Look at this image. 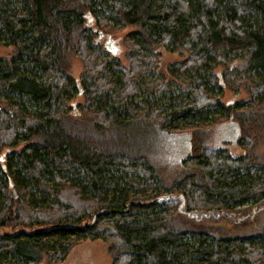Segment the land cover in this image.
<instances>
[{"label": "trees", "instance_id": "obj_1", "mask_svg": "<svg viewBox=\"0 0 264 264\" xmlns=\"http://www.w3.org/2000/svg\"><path fill=\"white\" fill-rule=\"evenodd\" d=\"M122 27L136 29L128 66L94 64V33ZM0 42L14 47L0 59V264L64 261L82 240L107 244L110 264H264V228L216 237L173 221L179 205L220 212L264 201V0H0ZM163 52L180 60L154 72L136 101L137 77ZM241 54L251 78L237 85L250 99L223 104L212 70ZM76 57L87 78L71 112ZM178 80L176 106L162 114ZM212 111L210 124H232L239 154L206 145ZM179 120L189 121L180 163L194 173L165 186L143 130L169 136Z\"/></svg>", "mask_w": 264, "mask_h": 264}, {"label": "rangeland", "instance_id": "obj_2", "mask_svg": "<svg viewBox=\"0 0 264 264\" xmlns=\"http://www.w3.org/2000/svg\"><path fill=\"white\" fill-rule=\"evenodd\" d=\"M136 29L134 27H122L116 29H108L103 31V36L98 39L96 33H94L93 48L94 52L98 55L94 61V64H104L106 60H112L121 64L124 67L128 66L127 60V35ZM109 35L113 40V44L110 50L105 48V36ZM164 55L158 59H155V63L151 67H146L142 75L138 76L136 79V101L144 99L151 88L148 85L153 79L154 72L158 71L159 77L166 74V66L173 62L174 60H180L176 54L167 55L168 53L163 52ZM14 55L13 46H5L0 42V59H10ZM246 55H238L234 59L228 68H222L221 66H216L213 68L212 72L218 76L217 83L220 86V90L214 89L212 94L218 96L223 104L234 105L238 102H248L249 97L243 86H238L240 79L251 78L247 77L245 67ZM155 70V71H154ZM175 71V70H174ZM175 73V72H174ZM176 74V73H175ZM68 75L74 80L75 87L77 91L81 93L75 95L68 102L70 111L77 110L80 104L83 103V87L82 81L87 78L85 75V65L77 57L73 58L72 63L68 69ZM111 78L113 77L117 81V89L121 86V74L118 72H112ZM180 75V74H179ZM178 75V77H179ZM227 77V80L223 76ZM159 80H154V84L158 85ZM180 82L177 83L172 81L164 90L163 97L159 100L156 109L164 108L162 114L170 112L174 109L176 104L174 99H171L172 95H176L180 92L179 88ZM156 93V91L154 90ZM161 107V108H160ZM216 113L209 112L206 115L205 120L208 124L206 130V145L209 147H221L232 154H239L241 149L236 146L235 133L233 131L232 124L229 122L218 123L217 125L210 124L213 116ZM189 121L179 120L174 124V131L171 135L161 137L156 134L153 129L154 134L148 132V130H143L146 138L144 139V144L149 150L145 155L151 161L153 167L156 169L162 184L168 186L173 181L179 180L182 177L193 174L194 171L183 167L180 163L181 159L186 154L185 145H183V136L180 135L187 132ZM142 134V133H141ZM144 136V134H143ZM264 158V147H261L259 152ZM2 158V152H0V159ZM175 223H185L186 226L190 227H201L206 228L208 231L216 237H242L247 238L253 234L259 233L264 228V201L261 202H248L242 206H238L235 210L231 211H195L192 213H186L184 206L179 205L177 211L174 215ZM111 257L108 254V246L102 241H89L82 240L78 242L73 248L68 252L64 261L54 262V261H42L36 264H110ZM35 264V263H30Z\"/></svg>", "mask_w": 264, "mask_h": 264}, {"label": "water", "instance_id": "obj_3", "mask_svg": "<svg viewBox=\"0 0 264 264\" xmlns=\"http://www.w3.org/2000/svg\"><path fill=\"white\" fill-rule=\"evenodd\" d=\"M97 35H98V39H101L103 36V33L101 31H98ZM112 44H113V40L111 39V37L109 35H106L105 36V48L107 50H110Z\"/></svg>", "mask_w": 264, "mask_h": 264}]
</instances>
